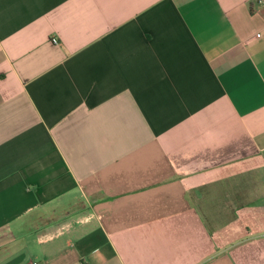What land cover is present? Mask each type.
<instances>
[{
    "label": "crops",
    "instance_id": "1",
    "mask_svg": "<svg viewBox=\"0 0 264 264\" xmlns=\"http://www.w3.org/2000/svg\"><path fill=\"white\" fill-rule=\"evenodd\" d=\"M33 262L264 264V0H0V264Z\"/></svg>",
    "mask_w": 264,
    "mask_h": 264
},
{
    "label": "rangeland",
    "instance_id": "2",
    "mask_svg": "<svg viewBox=\"0 0 264 264\" xmlns=\"http://www.w3.org/2000/svg\"><path fill=\"white\" fill-rule=\"evenodd\" d=\"M223 188L224 186L222 185H216V187L214 189L212 188L210 192H207L202 189L203 192H202L201 199L199 202H200L201 207L204 209L206 213L214 212L217 215L223 214V210H221L220 209L221 207H219L220 195L224 193L222 192ZM206 195L208 196L206 197ZM229 197H231V195ZM206 204L208 207L206 206ZM226 211L230 213L231 211H233V209H228Z\"/></svg>",
    "mask_w": 264,
    "mask_h": 264
},
{
    "label": "built area",
    "instance_id": "3",
    "mask_svg": "<svg viewBox=\"0 0 264 264\" xmlns=\"http://www.w3.org/2000/svg\"><path fill=\"white\" fill-rule=\"evenodd\" d=\"M54 41H56V39H54ZM32 264H37L36 262H33Z\"/></svg>",
    "mask_w": 264,
    "mask_h": 264
}]
</instances>
